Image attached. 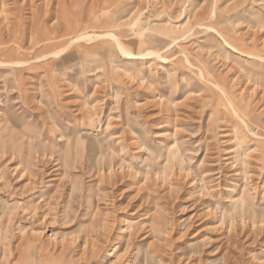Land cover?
Wrapping results in <instances>:
<instances>
[{"label":"rangeland","instance_id":"rangeland-1","mask_svg":"<svg viewBox=\"0 0 264 264\" xmlns=\"http://www.w3.org/2000/svg\"><path fill=\"white\" fill-rule=\"evenodd\" d=\"M58 4L132 55L33 59ZM7 28L0 264H264V0H0Z\"/></svg>","mask_w":264,"mask_h":264},{"label":"bare ground","instance_id":"bare-ground-1","mask_svg":"<svg viewBox=\"0 0 264 264\" xmlns=\"http://www.w3.org/2000/svg\"><path fill=\"white\" fill-rule=\"evenodd\" d=\"M60 6L61 5L58 4V6H55V10L53 9V14L55 15V19L52 21V23L49 26H46V27L40 28L38 30H35L34 32H31V34L29 36V48L34 49L36 46L37 47L39 46L43 49H48L43 54H40L36 57H32L33 59H35V58L38 59V58L43 57L44 59L47 60L46 67L56 66L59 64H63L64 62L65 63L71 62L73 60V45H74V43L81 41V40H84V41L89 40L88 42H90V40H93L94 37H101V36L102 37H109V38L113 39L116 47L118 48V50L121 53L126 54L128 56L132 55L131 51H129L127 49L125 44L120 40V38L113 31L107 30L104 34H94V35L90 34L88 32H82V33H79L75 36L71 35V32L74 28L73 18H71L70 16L65 14L64 11L62 12V7H60ZM48 11H49V8L46 7V9L43 11L44 12L43 16L45 15L47 17L49 15ZM83 28H84V26H83ZM7 29H9L8 36L3 42H0V43L5 44V46L9 49L10 43H13V46H16L19 44V42H18L17 38H14L12 33L10 34V28H7ZM144 54L145 55L154 54L156 56V54H158V53H156L154 51H148L147 53H144ZM5 58H9V57L6 56ZM0 61H3V60H0ZM27 61L28 60H25V59H23V60H12V59L9 60L10 63L15 64V65H18V64H21V63H24ZM186 61H188V60H186ZM4 62H7V61H4ZM200 72H202V71H200ZM48 75H49V73H48ZM85 104H86V102H85ZM91 108H92V106H89V108H86V110L88 112L87 115L89 117L93 116V113L91 112ZM233 109H234L233 112H235L237 114V111L235 110L234 107H233ZM134 137H136L138 140L136 142H139V143H137V144H139L138 146L143 147L142 139L139 138L137 133H135ZM239 144L240 143H237L236 147L234 149L229 150L230 153H236V157H238L237 152L239 150ZM173 153H174V150L169 148L168 153H167L168 154L167 157H169V155H172ZM247 153H248V151H247ZM247 153H245V154H247ZM238 160L241 161L242 158H239ZM236 201L238 203V200H236ZM244 204H245L244 199H243V201L241 199H239V206L243 207Z\"/></svg>","mask_w":264,"mask_h":264}]
</instances>
